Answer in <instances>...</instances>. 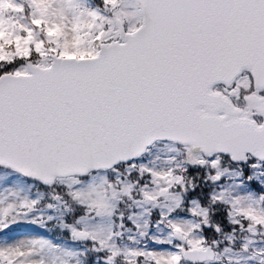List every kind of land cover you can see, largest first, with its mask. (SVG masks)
<instances>
[{"label":"snow or ice","instance_id":"obj_1","mask_svg":"<svg viewBox=\"0 0 264 264\" xmlns=\"http://www.w3.org/2000/svg\"><path fill=\"white\" fill-rule=\"evenodd\" d=\"M0 264H264V0H0Z\"/></svg>","mask_w":264,"mask_h":264}]
</instances>
